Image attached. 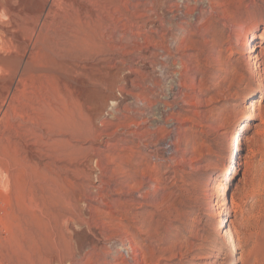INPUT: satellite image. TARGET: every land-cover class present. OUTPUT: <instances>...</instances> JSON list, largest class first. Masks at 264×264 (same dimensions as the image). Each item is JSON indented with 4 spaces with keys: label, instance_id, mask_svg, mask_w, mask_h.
Segmentation results:
<instances>
[{
    "label": "rangeland",
    "instance_id": "1",
    "mask_svg": "<svg viewBox=\"0 0 264 264\" xmlns=\"http://www.w3.org/2000/svg\"><path fill=\"white\" fill-rule=\"evenodd\" d=\"M4 1L0 57L22 19ZM59 1L13 0L12 6L27 4L22 17L27 14V23L40 29L42 6L49 3L60 13ZM77 2L84 5L74 16L80 35L51 15L47 37L65 47L87 30L83 51L69 59L38 55L30 61L33 70L52 68L53 74L29 76L28 96L45 107L38 125H51L55 109L59 130L45 131L47 178L30 186L46 192L39 197L34 191L29 201L26 239L15 227L6 241L11 225L0 223V263L264 264V83L249 67L250 49L240 44L245 29L258 23L253 46L262 49L254 56L262 52L264 61V0ZM32 36L24 38L29 47ZM163 65L171 67L166 75L160 73ZM252 90L257 93L249 99ZM114 98L120 105H109ZM251 103L261 119L241 132ZM172 134L178 144L170 156L163 147ZM4 185L0 172L1 191ZM225 219L230 224L222 228ZM228 231L235 233L238 254L231 252ZM128 244L138 248L130 260Z\"/></svg>",
    "mask_w": 264,
    "mask_h": 264
},
{
    "label": "bare ground",
    "instance_id": "2",
    "mask_svg": "<svg viewBox=\"0 0 264 264\" xmlns=\"http://www.w3.org/2000/svg\"><path fill=\"white\" fill-rule=\"evenodd\" d=\"M35 1H38V0H27V2H28L27 4L31 5ZM60 1H62L64 3V8L62 7L64 10L60 13H57V11H55L51 6H48L49 3L44 4L42 6L40 13H38V19H39V21H42V25H41L42 28L39 29L37 27V29H39L38 31H37V29H35L34 27H32L31 25H29L27 23L28 17H27L26 13H25L26 15H24L22 17V14L24 12H26L25 7L27 6V4L21 5L20 7L22 9L20 11V7H13L12 6L13 0H5L4 1L5 9L8 10V12L11 15L18 16L19 18H22L20 20V22L17 21V23L14 24L13 29H11L13 31L10 33L9 38H8L7 43L9 44V46L6 50L7 55L0 57V172L4 175V179H5V185L3 186L4 190L3 191L0 190V223L5 222V223H9L11 225L10 226L8 224L10 226L9 232H8L9 237L7 238V240L5 239L6 241H8L9 239H11L13 237V234H14L13 228H15V227H18L21 230V232H23V234L25 233V228H27L26 225L28 226V224H27V218L29 215V212H28L29 209L28 208H29V206H31V204H29V201L33 197V194H35L34 191L38 192V195L41 194V196H39V197H42L43 193L46 192L45 191L46 189L43 187H39V189L33 190V187L30 186V183L35 181L36 183L40 184V183L44 182V180H46L47 176L44 174V168L46 167V164H45L46 158L44 155V151L42 150V147L44 146V142H43L44 136L46 135L45 131L49 130V131H51L52 134H55L59 130L58 129V126H59L58 123L60 120V116L54 111L55 109L52 110L53 111L52 112V122L53 123L51 125H49V126L44 125L42 127L41 125H38V123H37L40 120V119L38 120L39 113L43 112L45 107L42 105L43 104L42 102L41 103L40 102L35 103L34 99L30 98L28 96V87H29L28 86V78L31 74H34V72L36 74L37 73H44L46 75H49V74H53V71H52V68L44 69V70H38V71L33 70L30 61L33 58L37 57L38 55H41L44 58H50L51 60H55L57 58L58 59L59 58L60 59L61 58L66 59L70 56L77 57L79 55V53H81L83 51L80 48V46L82 45V43L84 46V44L87 43V40L89 38V34H88L87 30L86 31L83 30V35L79 36L80 35L79 33H81L82 31L80 30V28L77 24V19L74 17L76 15V13L79 12L80 10H82V12H83L84 5H81L79 2H77V0H60ZM161 4L162 3H160V5ZM22 10H23V12H22ZM171 13H173V12H171ZM171 13H170V15H172ZM175 13H177V12H175ZM175 13H174V15H175ZM166 14H167V12H166ZM191 14L189 15L188 13H186V14H184V17L188 16V19H189V17L194 16L193 13H191ZM51 15H55V16H59V17L64 18V20L67 23H69L70 26L75 31H77V33L79 34V35L76 34L75 36H73L72 37L73 41H71V40L68 41V44L65 47H58V45L55 46V44H53L51 39H48V37H47L48 27L50 25L49 19H50ZM167 15H166V17H167ZM182 15H183V13H182ZM33 16H34V12H33ZM179 16H181V15H179ZM179 16L177 15V17H179ZM173 17L174 16H172V19H173ZM30 18H31V16H30ZM180 18H182V17H180ZM173 20H176V18ZM190 21H191V19H190ZM194 21H195V19H194ZM200 21H201L200 16H197L196 17V25H197V23L199 24ZM197 27H198V25H197ZM10 28L11 27H9L8 29H10ZM27 32H30L33 34L32 40L34 41V44L31 47L24 44V41H25L24 38H25V35L27 34ZM208 33H209V31H208ZM208 33L206 34V36L208 35ZM258 33H259L258 23H256V24L252 23L251 25H249L245 29L243 36L240 37V44L244 48L246 47V48L250 49L247 52V54H249V56L246 58L249 60V67L250 68L254 67L256 69L254 76L258 79L259 84L262 85L264 83V61H263V58L261 57L262 52H260L256 56H254L259 50L261 51L262 46H255V45L253 46V42L255 41V37L258 36ZM208 42H210V41L206 40L204 43H208ZM63 59H62V61H63ZM244 59H245V56L242 57L241 60L243 61ZM63 64H65V63L63 62ZM66 68H72V67H66ZM169 68H171V67H169ZM169 68H168V70H169ZM261 69H263V71H261ZM160 70H161L160 73H162V75L167 74L168 70H167V67L165 65H163ZM79 74H81V73H79ZM169 74H170V72H169ZM168 76H166V77H168ZM34 78H35V76L33 77V79ZM163 79H164V76H163ZM85 82H86V80H85ZM62 84H61V86H63ZM89 87H90V85H89ZM88 90H90V89H88ZM66 92H68V91H66ZM256 93L257 92L255 90H252L250 92L249 99H251V97H253ZM88 95H89V93H88ZM91 95H92V91H91ZM181 95H183V94H181ZM117 96H119V95H117ZM172 96H174V95L172 94ZM100 99H101V97H100ZM105 99L106 98H102L101 103H104ZM87 100H89V98H87ZM108 100H110V99H108ZM74 101H76V100H74ZM91 101H93V100H91ZM111 102L115 106H117L119 104L115 98L113 100L109 101V105H111ZM144 102L146 103V101H144ZM144 102L143 103L141 102L143 104L142 106L146 105ZM90 103H92V102H90ZM93 103H94V101H93ZM95 104H96V102H95ZM101 105L102 104H100V106ZM106 105H107V103H106ZM100 106H99V108H100ZM146 107H148V105H146ZM171 107H173V106H171ZM170 109H172V108H170ZM146 110H147V108H146ZM249 110L252 113L248 116L246 122L240 125V131L241 132H243L244 130H246L250 127V124H249L250 121H255L256 119H261V117L258 114H256L257 113V106H255L254 103L250 104ZM149 112H151V110ZM106 116H107V113H106ZM36 124H37V127H36ZM172 132L173 131L171 130V133ZM174 137L175 136L173 134L170 135L169 140L166 141L165 144L163 143L164 144L163 148L165 150V153L167 155H170V156L172 155V153H175V152H173L174 147L176 148V146L178 144L177 143L175 146V143L172 142V139H175ZM165 139H167V138H165ZM174 141H176V140H174ZM241 142L242 141H241V134H240V136L235 140V143L233 145V147H234L233 160H232L233 163L236 162V160H237L236 158L239 156V152L241 151V147H240ZM53 143L55 145H57L58 142L56 140H54ZM53 151H55V150H53ZM54 155H56V154H53V156ZM53 156H51V157H53ZM55 158L53 157L54 160H55ZM54 163H56V160L54 161ZM96 166H98V165L96 164ZM99 172H101V171H99ZM100 175H98V176L102 177ZM137 217H138V215H137ZM28 220H29V218H28ZM228 224H230V222L228 220H226V219L223 220L222 228H227ZM3 226H4V224H3ZM28 232H29V230H28ZM19 234L20 233H18V235ZM23 234H21V238H23L22 237ZM26 234H28V233L26 232ZM24 236H25V234H24ZM227 237L229 239L231 252L233 254H238L239 251L241 250V247L236 242L235 233L233 231H228ZM24 238L26 239V236ZM18 240L20 241L21 239L18 238ZM18 240H16L17 245L22 242V241L18 242ZM22 240H24V239H22ZM122 240L125 241V239H122ZM10 241L11 240H9V242ZM124 241L122 243L123 247L126 246V243H127ZM130 241H128V243H130ZM19 245L21 246V244H19ZM22 245L24 247V244H22ZM20 246H19V248L21 249L22 247H20ZM137 249L138 248H136L134 245H130V244H128V247L124 249L127 251V256H129L128 257L129 260L133 259L136 256ZM22 250H20L19 252H22ZM24 251L25 250H23V253H24ZM23 255L24 254H22V256ZM24 259H25V257H24ZM11 260H12V258H11ZM137 260H139V259H137ZM238 260L241 261V258H238ZM23 261H25V260H23ZM133 261H135V260H133ZM144 261H146V259H144ZM141 263H143V262H141Z\"/></svg>",
    "mask_w": 264,
    "mask_h": 264
}]
</instances>
